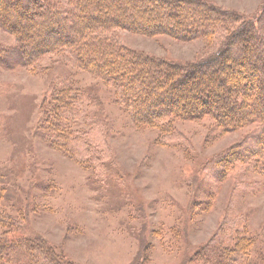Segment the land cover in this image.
Here are the masks:
<instances>
[{"label": "rangeland", "instance_id": "rangeland-1", "mask_svg": "<svg viewBox=\"0 0 264 264\" xmlns=\"http://www.w3.org/2000/svg\"><path fill=\"white\" fill-rule=\"evenodd\" d=\"M201 1L245 19L264 9V0ZM4 25L1 18L0 209L20 218L24 236L51 247L60 264H216L220 249L238 241L236 263L264 264V175L229 167L224 180L200 179L207 159L258 124L224 133L210 118L175 120L180 136L161 144L158 130L138 128L115 90L66 53L3 63L16 45ZM225 34L179 41L119 30L115 38L135 52L199 63L217 53ZM58 97L71 105L64 144L50 137L49 119L64 111ZM92 122L101 130L95 142L104 135L110 153L97 175L67 154H83L73 141Z\"/></svg>", "mask_w": 264, "mask_h": 264}, {"label": "trees", "instance_id": "trees-1", "mask_svg": "<svg viewBox=\"0 0 264 264\" xmlns=\"http://www.w3.org/2000/svg\"><path fill=\"white\" fill-rule=\"evenodd\" d=\"M1 18L16 42L11 52L2 53L3 63L26 66L49 54L66 53L78 67L115 90L138 128L158 130L161 144L180 136L172 126L175 120L210 118L224 133L258 124L256 133L207 159L200 179L207 186L212 177L224 180L229 167L264 175V9L245 19L201 0H66L64 5L56 0H0ZM219 29L226 34L217 53L199 63L135 52L115 38L122 30L190 41ZM64 97H58L64 118L60 119L62 112L48 120L54 131L50 137L60 138L62 144L66 140L61 132L69 124L65 118L71 108L65 104L70 97L62 102ZM90 128L73 141L75 147H85L83 154L72 148L67 154L97 175L110 153L104 135L100 144L95 142V133H101L97 122ZM205 189L209 196L214 194ZM21 229L20 218L0 209V264H60L51 247L24 236ZM239 244L222 247L215 263L240 264L234 261Z\"/></svg>", "mask_w": 264, "mask_h": 264}]
</instances>
